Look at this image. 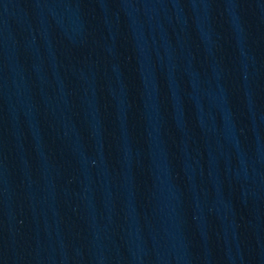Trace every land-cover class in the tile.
I'll return each mask as SVG.
<instances>
[{
	"label": "water",
	"instance_id": "1",
	"mask_svg": "<svg viewBox=\"0 0 264 264\" xmlns=\"http://www.w3.org/2000/svg\"><path fill=\"white\" fill-rule=\"evenodd\" d=\"M0 264H220L84 0H0Z\"/></svg>",
	"mask_w": 264,
	"mask_h": 264
}]
</instances>
